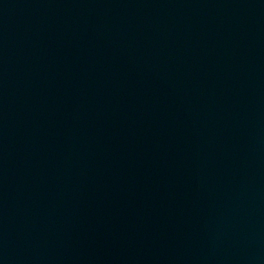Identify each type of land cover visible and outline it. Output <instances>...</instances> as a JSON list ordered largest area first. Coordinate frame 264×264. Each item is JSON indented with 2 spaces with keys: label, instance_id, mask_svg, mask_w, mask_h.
I'll return each instance as SVG.
<instances>
[{
  "label": "water",
  "instance_id": "obj_1",
  "mask_svg": "<svg viewBox=\"0 0 264 264\" xmlns=\"http://www.w3.org/2000/svg\"><path fill=\"white\" fill-rule=\"evenodd\" d=\"M0 264H264V0H0Z\"/></svg>",
  "mask_w": 264,
  "mask_h": 264
}]
</instances>
